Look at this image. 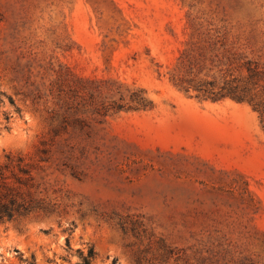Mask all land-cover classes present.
<instances>
[{"label": "rangeland", "instance_id": "obj_1", "mask_svg": "<svg viewBox=\"0 0 264 264\" xmlns=\"http://www.w3.org/2000/svg\"><path fill=\"white\" fill-rule=\"evenodd\" d=\"M247 60L264 0H0V264H264Z\"/></svg>", "mask_w": 264, "mask_h": 264}, {"label": "trees", "instance_id": "obj_2", "mask_svg": "<svg viewBox=\"0 0 264 264\" xmlns=\"http://www.w3.org/2000/svg\"><path fill=\"white\" fill-rule=\"evenodd\" d=\"M243 70L245 77L241 82L225 81V87L217 92L213 89L210 91H202L200 87H197L196 90L198 92H204L203 98L212 101L229 97L238 102H247L259 114L261 122H264V103L258 97V94L264 97V71L259 67L258 62L252 60H247L243 63ZM17 196L20 197V194H9L4 197L6 199L5 202L0 201V222L4 219H12L15 216L27 215L34 210L46 209L42 205L34 204L32 200L29 202H17ZM93 255V251L90 250L87 256L82 257L79 264H91Z\"/></svg>", "mask_w": 264, "mask_h": 264}]
</instances>
